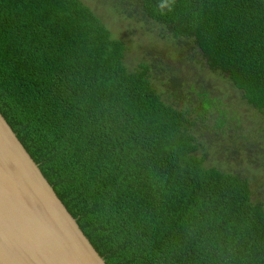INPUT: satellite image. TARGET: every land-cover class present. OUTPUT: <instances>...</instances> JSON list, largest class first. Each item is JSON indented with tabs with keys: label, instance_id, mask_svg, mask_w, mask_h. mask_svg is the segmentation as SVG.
I'll return each mask as SVG.
<instances>
[{
	"label": "trees",
	"instance_id": "1",
	"mask_svg": "<svg viewBox=\"0 0 264 264\" xmlns=\"http://www.w3.org/2000/svg\"><path fill=\"white\" fill-rule=\"evenodd\" d=\"M100 1L264 117V0ZM127 50L88 0H0V110L107 264H264V200L199 140L224 101L199 77L177 107Z\"/></svg>",
	"mask_w": 264,
	"mask_h": 264
},
{
	"label": "rangeland",
	"instance_id": "2",
	"mask_svg": "<svg viewBox=\"0 0 264 264\" xmlns=\"http://www.w3.org/2000/svg\"><path fill=\"white\" fill-rule=\"evenodd\" d=\"M88 1L106 22L113 35L128 43L126 57L128 65L135 67L140 62L147 61L162 66L161 70L155 68L152 74L159 91H164L163 94H166L168 101L176 102L177 107H184V102L189 100L188 96L192 94V106L190 105L189 109L201 110L199 106L202 101L197 96V92L202 90L197 83L199 77L204 78L201 83L205 87L208 86L211 96L219 95L222 98L224 101L222 108L228 111L225 128L215 127L219 116L215 108L204 114L206 124H199L197 127L199 140L209 150L207 163L229 170L243 171L251 180L255 197L264 200V117L249 107L234 88L221 84L222 79L218 78L220 81L213 79L206 85L207 77L212 78L209 73L202 72L200 66L195 65L193 61H187L186 65L185 57L178 53L174 40L169 36L165 37L160 25L117 17L103 1L99 0L100 3ZM166 65L169 66L168 69ZM194 67L196 69H193ZM172 75L182 77L186 84L175 85ZM191 84L195 85L193 93L190 91ZM174 92L178 94L174 96ZM230 149L233 152H230Z\"/></svg>",
	"mask_w": 264,
	"mask_h": 264
},
{
	"label": "water",
	"instance_id": "3",
	"mask_svg": "<svg viewBox=\"0 0 264 264\" xmlns=\"http://www.w3.org/2000/svg\"><path fill=\"white\" fill-rule=\"evenodd\" d=\"M0 264H107L1 110Z\"/></svg>",
	"mask_w": 264,
	"mask_h": 264
}]
</instances>
